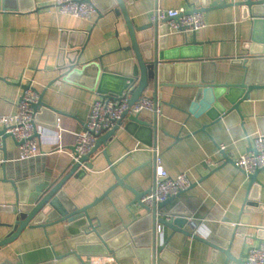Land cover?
I'll return each instance as SVG.
<instances>
[{"label": "crops", "instance_id": "obj_1", "mask_svg": "<svg viewBox=\"0 0 264 264\" xmlns=\"http://www.w3.org/2000/svg\"><path fill=\"white\" fill-rule=\"evenodd\" d=\"M26 1L34 4V11L21 9L22 2L16 4L17 11H0V116L15 111L14 105L23 92L20 87L31 82L39 93L40 103L57 111L61 136L56 140L51 131L39 125L43 122L36 125L38 155L23 162L15 160L17 147L13 140L10 137L5 140L8 155L5 177L0 167V240L9 235L11 228L7 226L14 220V214L8 208L15 200L9 181H17L15 170L22 171L23 178L31 179H37L45 172L51 174L52 180L65 174L72 162L74 134L84 129L90 104L100 96L93 89L97 68L109 75L128 77L135 65L131 54L123 50L127 47L128 36L120 14L112 11L103 15L96 13L86 21L59 14L53 7V0ZM124 1L129 18L138 25L150 22L157 10L191 9L185 0ZM241 1L225 0L226 5H232L203 12L205 27L194 33L196 41L202 42L203 58L215 61V81L220 84L239 83L244 72L233 61L246 54L245 47L252 34L251 19L240 6L234 5ZM262 32L264 34V24ZM167 35L168 48L179 47L186 40L191 41L193 36L180 32ZM81 44L84 46L79 63L90 64L64 79L66 68L62 65L65 60L60 49L68 50L70 46L79 49ZM195 94L196 89L188 86L164 87L157 99L162 116L157 119L155 140L167 174L175 178L184 173L190 181L183 194L168 203L163 211L181 204V209L190 213L188 220L191 218L196 225L201 223V230L206 235L215 233L224 221L236 223L241 216L248 179L231 164H224L218 147L223 146V151L233 161L248 153L253 137L259 133L255 118L264 117V89L252 90L249 99L239 105L246 135L232 134L222 121L213 124L205 114L188 113ZM144 96L152 98V91L147 89ZM222 102L230 108L228 103ZM142 114L152 116L148 111ZM41 117L53 119L51 113ZM126 123V120L122 121L106 139L105 145L89 159L92 169H86L81 177H71L62 190L77 208L93 203L109 190L106 197L87 210L93 225L100 234H106L123 224L135 244L145 246L151 236L150 215L132 203L134 195L123 187L110 189L116 183V176L127 177L134 169L138 170L124 180L125 185L137 192H145L153 183L151 149L137 148L138 141ZM258 179L264 185V169L259 171ZM258 194L259 202L264 204V189L260 188ZM243 214L245 224L242 228L246 235L254 234L258 228L264 229V212L244 210ZM162 235L163 240L169 239L168 243L177 253L168 259L159 258L157 264H224L223 253L212 254L209 246L196 239L173 233L169 228H163ZM67 239L64 223L48 227L45 232L27 228L10 244L0 247V263L44 264L54 254L63 255L69 251ZM242 242L239 237L234 239L230 250L234 257L240 254ZM102 258L107 259L105 264H132L128 258L114 260L110 256L83 259ZM227 264L235 263L229 261Z\"/></svg>", "mask_w": 264, "mask_h": 264}, {"label": "water", "instance_id": "obj_2", "mask_svg": "<svg viewBox=\"0 0 264 264\" xmlns=\"http://www.w3.org/2000/svg\"><path fill=\"white\" fill-rule=\"evenodd\" d=\"M23 0H0V11H17V3ZM80 2L93 4L98 15L107 14L110 11L120 14L126 25V35L128 44L123 50L131 54L134 60L132 73L128 77H118L112 74L100 72L99 67L96 70L95 85L93 87L97 93L106 97H120L124 92L129 90L128 106L133 105L137 100L144 96L147 89L152 91V98L156 102L161 97L164 87L177 88L188 86L196 89L195 98L188 113L205 114L213 123L222 121L227 130L232 134H244L245 120L239 111L241 102L248 100L252 90L264 89V34L262 26L264 24V0H243L234 3L240 6L247 18L251 19V37L246 44V54L239 57L234 62L238 63L244 70L242 79L239 83L230 85L227 83H217L215 81V61L206 60L200 52L202 42L196 41L194 33L191 41H185L179 47L168 48L167 24L171 18L165 17L159 20L156 12L153 19L138 25L134 20L129 18L126 2L124 0H80ZM190 10H185V14L198 12H207L226 5L225 0H185ZM21 9L34 11L35 6L31 1H24ZM84 44V43H83ZM83 44L79 49H73L71 46L68 50L64 47L60 49L65 63L62 67L66 68L64 79L70 74L80 72L85 66L80 65V54L83 50ZM80 67V68H79ZM22 90L27 89L28 85L20 87ZM33 89V88H32ZM225 101L230 105L227 108L222 102ZM35 113L36 123L33 137H38L36 125L43 126L48 131H53L57 111L48 105L37 104L32 106ZM44 113H51L52 120L42 119ZM127 121V128H131L135 139L138 141L137 148L151 149L156 147L157 118L153 113L152 116L143 114H132L129 110L125 111L111 130L99 135L94 148L87 154L77 157L75 147L71 149L73 158L65 174H61L57 179L51 178V174L44 173L37 179L24 177L22 171L15 170L17 181L9 180L13 187L15 196L14 203L8 208L14 214V220L7 227L11 228L9 235L0 240V247L10 244L17 239L20 234L27 228L41 230L45 232L48 227H54L64 223V229L67 231L68 239L66 240L69 251L63 255H53L50 261L44 264H88L83 258L110 256L112 259L128 258L132 264H157L158 259H168L176 254L177 251L168 243V238L163 240V235L156 234L155 224L158 223L162 228H169L173 233H179L184 237L196 239L206 244L212 250V254L223 253L225 256L224 264L232 261L235 264H244L247 257V241L260 244L264 240V229L258 228L254 234L246 235L242 224H245L244 210L255 213L264 212V204L259 202V189L264 185L258 179V169L253 174H245L248 179L247 194L242 205L241 216L236 223L224 221L215 233L206 235H193V227L188 221L190 213L183 210L182 205L173 206L166 212L163 209L168 203L175 198L180 197L182 192L175 196H170L166 202L153 204L151 207H144L140 200L148 194L137 192L134 188L124 184V180L138 169L131 170L123 178L116 176V183L110 188L121 186L134 195L132 203H136L142 208L151 220V236L149 243L145 246H138L131 239L127 227L123 224L114 227V230L100 234L98 229L93 225L92 219L87 210L108 194L107 190L102 196L96 198L93 203L77 208L70 198L63 192V185L71 177H81L85 170H91L92 164L89 159L95 154L101 145H105L108 137L112 136L114 131L121 125V122ZM259 133L264 135V117L255 118ZM204 129V128H203ZM10 137L16 147L11 134L7 133L4 128L0 129V167L4 173L6 169L7 151L5 140ZM219 150V147H218ZM248 152H255L250 143ZM224 164H231L234 167V161L231 156L223 150H219ZM107 163L110 165L105 152L102 153ZM153 158V154H152ZM18 161V152L16 159ZM23 162V161H22ZM154 171V158L152 159ZM264 169V168H263ZM242 173V172H241ZM5 179V178H4ZM154 179V176H153ZM163 212L165 216L157 217L158 213ZM171 219V220H170ZM186 227H189L188 230ZM242 239V250L238 257H234L230 250L235 238ZM0 264H12L3 261Z\"/></svg>", "mask_w": 264, "mask_h": 264}, {"label": "built area", "instance_id": "obj_3", "mask_svg": "<svg viewBox=\"0 0 264 264\" xmlns=\"http://www.w3.org/2000/svg\"><path fill=\"white\" fill-rule=\"evenodd\" d=\"M53 7L59 14L67 15L72 18H79L89 21L91 17L97 13L95 6L91 3L80 2V0H53ZM183 8L176 10H157L156 15L159 20L165 17L171 18L167 24L168 33H196L205 27L202 12L185 14ZM59 81L55 82L58 84ZM28 88L23 89L21 96L14 105L15 111L6 116H0V125L9 133L18 144V161H25L38 155V139L33 137L36 123L35 113L32 106L39 101V93L32 89V83H27ZM129 90L124 92L120 97H106L100 95L95 98L90 104V110L84 123V129L77 134H74L75 152L77 157L89 153L95 146L99 135L112 129L115 122L121 118V115L129 110L132 114H142L146 111L154 113L156 118L162 116V107L158 101L153 98L143 96L133 105L128 106ZM60 117L56 118L55 128L51 133L56 140L60 138L61 126L59 125ZM1 145V144H0ZM251 146L255 152H248L239 155L234 160V168L245 174H253V171L264 168V135L258 133L253 139ZM224 147L220 146L219 150ZM154 158V179L149 187L148 194L140 200L144 207H151L153 204L166 202L170 196H175L190 186V181L187 175L180 174L173 178L164 170L159 157L157 147L151 148ZM71 159L75 162L77 158ZM165 216L163 212L158 213L157 217ZM193 227V235H202L200 225H196L191 218L188 220ZM156 234L162 236L160 224H155ZM204 235V234H203ZM246 247L249 248L244 264H264V240L260 244L254 245L251 241L246 242ZM106 258L89 259L88 264H105Z\"/></svg>", "mask_w": 264, "mask_h": 264}]
</instances>
